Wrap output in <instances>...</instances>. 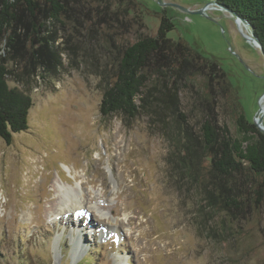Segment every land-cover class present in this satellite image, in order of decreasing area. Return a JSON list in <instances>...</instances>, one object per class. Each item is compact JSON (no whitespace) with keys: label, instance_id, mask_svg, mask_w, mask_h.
<instances>
[{"label":"rangeland","instance_id":"rangeland-1","mask_svg":"<svg viewBox=\"0 0 264 264\" xmlns=\"http://www.w3.org/2000/svg\"><path fill=\"white\" fill-rule=\"evenodd\" d=\"M135 1V9L119 15L121 25L116 4L105 9L94 0L100 25L112 24L118 32L115 44L155 35L165 14L173 22L167 37L217 64L210 70L195 57L187 66L192 80L171 71L162 82L161 92H175L193 127L204 110L201 80L216 74L217 67L253 121L264 104V58L245 36L249 27L215 5L196 12L209 0ZM96 51L77 67L68 66L63 56L65 70L46 81L34 76L25 88L32 98L29 128L14 133L9 144L0 139V264H264V210L258 223L247 225L245 239L222 242L202 235L193 224L192 189L167 175L169 145L159 125L144 115L101 117V70L110 67L107 59L113 55L97 46ZM220 78L210 80V105L218 122L233 131L231 101L226 103L219 90ZM8 83L24 89L22 83ZM260 119L264 126V110ZM53 178L75 188L77 211L70 206L62 214L53 212Z\"/></svg>","mask_w":264,"mask_h":264},{"label":"trees","instance_id":"trees-1","mask_svg":"<svg viewBox=\"0 0 264 264\" xmlns=\"http://www.w3.org/2000/svg\"><path fill=\"white\" fill-rule=\"evenodd\" d=\"M95 1L105 9L116 4L114 13L121 25L119 15L139 5L135 0ZM215 1L247 20L264 54V0ZM100 12L94 0H0V139L9 144L14 133L29 128L32 98L25 88L34 76L46 81L58 75L66 67L63 56L68 66L77 67L84 63V56L98 53L97 46L113 55L111 61L107 59L110 67L101 70V117L116 113L130 120L144 115L159 125L169 145L164 160L167 175L192 189V219L199 233L222 242L245 239L247 225L258 223L264 210V133L245 116L221 67H217L221 75L217 69L201 80L200 101L206 103L201 108L206 112L202 110L195 129L180 109L175 92L162 93L161 85L171 71L192 80L194 73L187 66L195 57L209 64L210 70L216 62L186 42L167 37L173 22L165 14L155 35L115 44L118 32L109 20L103 22L106 28L100 25ZM81 16L88 21L83 22ZM213 77H221L219 90L226 103L231 101L228 115L233 131L218 122L211 108ZM9 79L22 83L24 89L10 86Z\"/></svg>","mask_w":264,"mask_h":264},{"label":"bare ground","instance_id":"bare-ground-1","mask_svg":"<svg viewBox=\"0 0 264 264\" xmlns=\"http://www.w3.org/2000/svg\"><path fill=\"white\" fill-rule=\"evenodd\" d=\"M64 168L69 170V167L64 165ZM51 189L56 194V211H53L55 214H62L66 212V208L72 206L77 211V198L75 193V188L69 187L59 178H53L51 180ZM81 200V199H80ZM79 200V202H80ZM82 204V203H81ZM50 212V211H49ZM76 245V244H75ZM75 245L72 248V256L77 253V247Z\"/></svg>","mask_w":264,"mask_h":264},{"label":"water","instance_id":"water-1","mask_svg":"<svg viewBox=\"0 0 264 264\" xmlns=\"http://www.w3.org/2000/svg\"><path fill=\"white\" fill-rule=\"evenodd\" d=\"M159 1L160 0H158V2ZM210 5H215L217 7L222 8L223 10L230 12L234 16L236 22L240 26L243 25V26L249 27L250 34L249 35L246 34L245 36L247 37V39L252 44H255L256 46L259 47V50L261 51V54L263 55V58H264V54L262 53V50H261V43H260L258 37L254 34L253 29H251L252 27L249 25L247 20L245 18H243L242 16L238 15V13H236L235 11L225 7L224 5H222L220 3H217L215 0H209L201 9L197 10L196 12H202L205 8L209 7ZM260 98L264 100V93L262 94V96ZM261 110H264V104H263V106H260L258 111L255 113L254 118H253V123L257 126V128L260 131H262L264 133V126L261 124V119H260V111Z\"/></svg>","mask_w":264,"mask_h":264}]
</instances>
